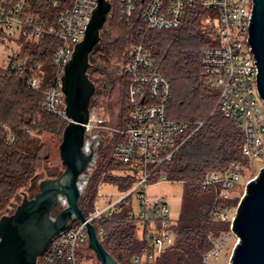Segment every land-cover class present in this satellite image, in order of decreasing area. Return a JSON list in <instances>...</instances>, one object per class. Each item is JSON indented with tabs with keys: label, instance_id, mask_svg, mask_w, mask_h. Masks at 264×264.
<instances>
[{
	"label": "built area",
	"instance_id": "obj_1",
	"mask_svg": "<svg viewBox=\"0 0 264 264\" xmlns=\"http://www.w3.org/2000/svg\"><path fill=\"white\" fill-rule=\"evenodd\" d=\"M108 1L111 13L112 2L118 3L121 17L127 22L141 11L142 21L152 31L180 28L187 11L192 8L200 7L213 14L208 24L216 43L203 48L201 54L204 68L219 90L215 112L222 113L244 133V156L264 163V101L257 91L254 56L247 42L252 0ZM27 4V0H0V69L16 73L28 71L31 75L28 83L33 89H39L41 83L48 81L50 84L44 93L41 109L69 123L62 77L76 45L85 37L92 11L98 6L97 0H72L70 7L60 10L53 21L25 13ZM54 7L60 9L61 5L55 3ZM51 38L58 40L60 45L53 57L54 70L47 77L41 65L29 66V56L24 49ZM18 41L24 44L17 46ZM124 72L128 79L129 116L123 127L109 126L101 112L90 108L84 150L93 154V160L82 179L83 194L98 166L107 138H110L109 143L116 140L112 146L114 160L140 177H135L136 181L128 191L104 207H98L99 190L106 180L104 173L97 188L94 209L84 216L87 224L93 226L115 220L124 208L133 204L131 196L135 194L138 208L136 212L128 210V218L139 222V230L145 235L147 245L132 257L131 264H152L174 245L173 227L176 223L167 199L161 195L153 196L149 189L171 182L162 168L172 161L202 123L190 132V123L170 118L172 84L159 73L156 61L142 43L130 48ZM10 142L15 139L11 137ZM239 170L240 164L234 162L223 171H210L200 185L203 189L214 190L217 201H233L234 186L240 180ZM237 208L238 204L217 203L211 209L210 214L217 221L229 224V231L218 236L209 235L212 249L205 255L204 264L226 258L228 244L236 236L232 224ZM100 234H103L102 229ZM85 243H89L88 227L84 222H76L52 239L37 264H82L77 259V251Z\"/></svg>",
	"mask_w": 264,
	"mask_h": 264
},
{
	"label": "trees",
	"instance_id": "obj_2",
	"mask_svg": "<svg viewBox=\"0 0 264 264\" xmlns=\"http://www.w3.org/2000/svg\"><path fill=\"white\" fill-rule=\"evenodd\" d=\"M71 1L27 0L24 12L53 21L60 10L70 7ZM55 3L61 5L60 9L54 7ZM112 13L109 31L115 38L101 46L97 59L107 66L116 60L123 68L122 80L115 81L111 92L122 86L124 112L128 109V79L124 68L130 48L142 43L156 61L159 73L172 84L170 118L190 123V132L202 123L172 161L162 168L169 181L183 185V203L180 215L175 217L174 245L152 264H204L205 255L212 249L209 235L218 236L229 231V224L217 221L210 214L211 209L217 203L237 205L238 199L217 201L214 190L203 189L200 183L210 171H223L234 162L248 161L243 154L246 137L242 130L219 111L215 112L219 90L212 84L202 63L201 50L216 43L208 24L213 14L200 7L192 8L187 11L180 28L152 31L142 21L141 11L127 22L122 19L115 1ZM59 45L58 40L52 38L27 45L24 52L29 56V66L39 64L52 73L53 57ZM30 77L28 71H0V214L17 195L29 189L43 163L49 161V146L43 138L49 135L60 142L68 124L42 111L44 93L50 83L46 81L39 89H33L28 83ZM98 97L91 101L90 108L102 112ZM11 137L15 142H10ZM106 149L110 150V145ZM97 168L82 196L81 208L85 215L94 209L100 175L106 173V179L117 185L122 193L136 181L130 175H114L113 171L128 168L115 160L102 166L100 171ZM128 213L124 208L115 220L94 224L100 242L119 264H131L132 257L147 245L139 222L130 220Z\"/></svg>",
	"mask_w": 264,
	"mask_h": 264
},
{
	"label": "water",
	"instance_id": "obj_3",
	"mask_svg": "<svg viewBox=\"0 0 264 264\" xmlns=\"http://www.w3.org/2000/svg\"><path fill=\"white\" fill-rule=\"evenodd\" d=\"M97 3L85 37L76 45L62 77L66 115L70 119L59 146L64 171L57 178L39 183L35 177L28 189L29 193L38 190L34 197L29 198L26 192L19 194L15 211L0 214V264H37L52 239L76 222L87 225L88 248L99 264H119L100 242L94 226L85 221L80 204L82 179L93 160V154L84 150L86 124L97 90L91 75L95 55L101 48V34L108 18L113 16L108 0H97ZM252 4L247 42L254 56L257 91L264 101V0H252ZM232 231L239 243L230 264H264V168L247 184Z\"/></svg>",
	"mask_w": 264,
	"mask_h": 264
},
{
	"label": "rangeland",
	"instance_id": "obj_4",
	"mask_svg": "<svg viewBox=\"0 0 264 264\" xmlns=\"http://www.w3.org/2000/svg\"><path fill=\"white\" fill-rule=\"evenodd\" d=\"M113 15V13H112ZM112 18H108L105 27H104V32H102V42L101 46L106 45L107 42H111L114 38L115 35L112 34L110 30L111 26V20ZM17 46H22L24 42H16L15 43ZM97 58V53L95 55ZM109 68H111L113 65L118 64L119 65V74H118V80H122L123 77V68L121 65L116 62V60L111 61L108 63ZM3 69H0V71ZM42 72L45 74V76H50L51 72L49 70L43 69ZM91 80L95 82V80H98L95 77L91 76ZM95 84V83H94ZM96 93L93 96L92 100H94L95 96H99L101 104H102V114L105 116V119L107 120V123L111 127H118L124 123L129 116V111L126 109L124 112L123 110V102H122V90L121 87L119 90H116L115 92H111L112 90L107 89L106 93L102 92L100 85H96ZM110 86V83L108 84ZM122 120V121H121ZM63 136V135H62ZM52 136H46L43 138V141L48 144L49 146V155L50 159L49 161H45L43 163V166L39 169L37 173L38 177V182L50 178H57L59 177L63 171L64 167L62 165L60 155H59V146L62 141L59 142L58 139H52ZM110 138H107L106 141L103 143L102 150L100 152H103V157L101 156L100 159V167L97 168V171H100L101 167L108 164L111 160H114L113 154H112V146L116 143V140H113L112 142L109 143ZM53 141V142H51ZM110 145V150H104L106 147ZM104 150V151H103ZM118 163V162H117ZM240 164V180L238 183L235 184L233 194H234V200L238 199V205L245 195L246 192V186L247 183L256 177H258L259 172L261 169L264 167V163L261 162L258 159H249L245 163H239ZM106 174V173H105ZM109 174V173H107ZM114 175L125 177V176H133L136 178L140 177V174L135 175L134 171H131L129 168H125L123 170H115L113 171ZM101 175L98 178V182H100ZM99 185V184H98ZM23 192L27 193L29 198L34 197V195L38 192V190H34L32 192H28V189L23 190ZM150 194L153 196L155 195H161L164 196L167 201L169 202V207L171 209V214L174 217H178L181 213L182 209V203H183V185L179 182H167V183H162L161 185H158L156 187H151L149 189ZM21 194V193H20ZM122 192L119 191L117 185L113 184L111 181L108 179L104 180L102 182L101 188L99 190V195H98V207H104L108 202L111 200H114L121 196ZM97 197V194H96ZM133 204L129 207H127L128 210H133L137 211V199L136 195L131 196ZM82 200V199H81ZM81 204V202H80ZM19 205V201L13 200L11 205H8V207L1 212L2 215L4 214H11L15 211L16 207ZM239 243V239L236 236H233L230 243L228 244L227 250H226V258L220 261H213L212 264H230L231 258L233 257L235 248L237 244ZM77 259L80 263L82 264H99L97 261L95 254L93 251H91L88 248V243H85L84 245L81 246V249L77 251Z\"/></svg>",
	"mask_w": 264,
	"mask_h": 264
},
{
	"label": "flooded vegetation",
	"instance_id": "obj_5",
	"mask_svg": "<svg viewBox=\"0 0 264 264\" xmlns=\"http://www.w3.org/2000/svg\"><path fill=\"white\" fill-rule=\"evenodd\" d=\"M119 68L120 67L118 64H115L111 68H109L106 64H103L100 60L96 58V63L93 66V74L91 76H96L98 80H95L94 83L96 85H100L102 89L101 91L103 93H106L107 89H113L115 81L118 79V74L120 71ZM109 83L110 86H108Z\"/></svg>",
	"mask_w": 264,
	"mask_h": 264
}]
</instances>
